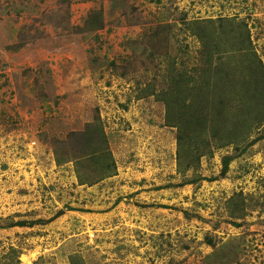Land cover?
Masks as SVG:
<instances>
[{"label": "rangeland", "instance_id": "1", "mask_svg": "<svg viewBox=\"0 0 264 264\" xmlns=\"http://www.w3.org/2000/svg\"><path fill=\"white\" fill-rule=\"evenodd\" d=\"M204 50L230 87L180 138L160 93L201 103ZM259 68L264 0H0V264H264Z\"/></svg>", "mask_w": 264, "mask_h": 264}, {"label": "trees", "instance_id": "2", "mask_svg": "<svg viewBox=\"0 0 264 264\" xmlns=\"http://www.w3.org/2000/svg\"><path fill=\"white\" fill-rule=\"evenodd\" d=\"M207 44V42L204 43V45ZM243 43L239 44V42L237 43V46H241ZM236 46V47H237ZM208 47V46H207ZM216 48V51L219 52L220 49L222 48L219 44H215L214 46ZM211 50H204V53L206 52V61H204V64L201 70H204V74L202 73L203 76V80L206 78V75L208 74V72L210 71V68H212L213 70H216V73L220 74V79L218 80L220 83V86L222 88L223 91L228 92V89L230 87L229 83H226V77H223L224 75L227 76V78L229 79L228 76V72L229 70L224 67H222V69L220 70V68H213V64H212V52H210ZM224 51V50H223ZM241 60H240V64H239V69L240 68H245V69H249V67L251 66L248 65L247 67H243L246 64V60H248V58L252 57L254 55V53L251 50H246V49H242L241 50ZM255 55H254V59H255ZM216 66L219 67V64H216ZM264 69V68H263ZM263 69H258L257 71L259 73H257L256 77H253L256 79V81L254 83H252L255 79H252L251 82L247 83H242V81H245L247 79H244L243 74L240 75L241 79V87L243 88V96L247 99V102L251 103L254 105L253 108V116L250 122L245 123L242 122L243 125V129H241L242 131H244V133L246 134L249 130H251L250 128L255 125V126H261L260 124L262 123V109H264V70ZM237 70V71H238ZM259 75V76H258ZM263 82V83H262ZM261 83V84H260ZM169 89H168V94L166 95L163 91L160 93L161 97H165V99L168 98V102H166V107H167V121L169 123H171V125H173L174 127H176L180 133L179 137H188L190 136V132L191 131H195V133L198 136H202L204 135V133L206 132V128H207V116L206 114L208 113V109H209V105L212 103L209 102V98H207V94L209 93L210 95L212 94L211 91H213L212 89H214L211 86V83L208 82V78H206L204 84L202 85V83L200 84V89H202V98L203 101H201L200 103V99L198 101V103L195 105V101L193 100L191 103L196 106L197 108L195 109L191 103L187 104L186 100L188 97V92H190L191 90H188L185 86V89H183V91L181 90V84L177 83V84H173L170 83L169 84ZM174 87V88H173ZM178 89H180V92ZM260 89V91H259ZM183 93V94H182ZM184 93H186V95H184ZM224 93V92H223ZM232 94V92H229ZM222 98H217L218 102H223L226 101L227 98H229V95L227 94H220L219 95ZM161 97L157 96L158 99H160ZM253 98H257V100H253ZM226 103V102H225ZM261 103L263 104V106L261 107ZM181 104V105H180ZM217 105V104H215ZM175 106V107H173ZM219 110L218 113L221 112V109L219 106ZM226 125H227V121H225ZM212 124V121H211ZM197 128V129H196ZM211 127L209 128V132L212 134L213 132V137H216L217 133H220L221 131L218 128V125H216V123L213 122L212 124V132H211Z\"/></svg>", "mask_w": 264, "mask_h": 264}]
</instances>
